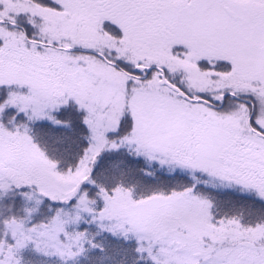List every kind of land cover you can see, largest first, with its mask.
Listing matches in <instances>:
<instances>
[{
    "label": "snow or ice",
    "instance_id": "1",
    "mask_svg": "<svg viewBox=\"0 0 264 264\" xmlns=\"http://www.w3.org/2000/svg\"><path fill=\"white\" fill-rule=\"evenodd\" d=\"M0 264H264V0H0Z\"/></svg>",
    "mask_w": 264,
    "mask_h": 264
}]
</instances>
